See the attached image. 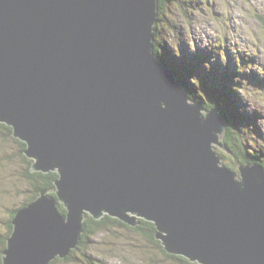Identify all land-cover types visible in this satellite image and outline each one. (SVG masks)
Masks as SVG:
<instances>
[{
    "label": "water",
    "instance_id": "1",
    "mask_svg": "<svg viewBox=\"0 0 264 264\" xmlns=\"http://www.w3.org/2000/svg\"><path fill=\"white\" fill-rule=\"evenodd\" d=\"M158 11L0 0V122L32 172L59 175L16 213L3 264L66 259L87 215L153 222L168 253L201 264H264V167L223 164L225 117L155 56Z\"/></svg>",
    "mask_w": 264,
    "mask_h": 264
},
{
    "label": "rangeland",
    "instance_id": "2",
    "mask_svg": "<svg viewBox=\"0 0 264 264\" xmlns=\"http://www.w3.org/2000/svg\"><path fill=\"white\" fill-rule=\"evenodd\" d=\"M166 11L159 41L167 54L178 59L184 56L183 66L190 61L195 64L199 56L203 60L200 69L240 71L236 80H242L243 107L259 116L256 133L244 136L264 154V0H173ZM218 151L228 156L227 164H233L226 151ZM27 169L17 142L0 132V238L7 234L10 213L21 209L34 193L25 177ZM142 235L112 227L90 239L88 254L96 264H179L146 246Z\"/></svg>",
    "mask_w": 264,
    "mask_h": 264
},
{
    "label": "trees",
    "instance_id": "3",
    "mask_svg": "<svg viewBox=\"0 0 264 264\" xmlns=\"http://www.w3.org/2000/svg\"><path fill=\"white\" fill-rule=\"evenodd\" d=\"M173 2V0H159L158 22L155 27V56L156 58L167 67L177 78V80L183 84L190 99L193 101L202 102L207 110L212 108H218L220 113L225 117L227 122V130L223 138V145L228 148L230 152H226L233 160V164L226 163L227 157L222 152H217L223 159V164L237 170L236 164H255L264 167V154L259 152L258 149L251 147V139L246 140L253 133H256L257 126L255 121L259 116L256 112H250L243 107V99L240 96L241 81H237V77L240 75V71H233V74L228 69L222 67L215 69L201 68L203 60L196 57V63L190 61L187 64L182 65L185 61L184 56L177 58L175 54L169 53L164 50V47L160 44L161 27L160 23L162 18L167 14V5ZM179 60V61H178ZM201 60V61H200ZM193 63L194 65H192ZM192 65V66H191ZM249 67V66H248ZM254 83V82H253ZM261 119V118H260ZM0 132L4 133L6 138H11L17 142L21 148L22 156L28 164L27 173L25 177L31 181L34 187V193L31 198L24 202L22 208L27 207L33 201L37 199L41 191L44 190H56L55 182L59 178L56 172L44 174L42 172H32L31 168L33 160H30L24 154L27 149V144L22 140L15 138L13 135V128L5 123L0 122ZM256 138V136H254ZM254 138V139H255ZM236 162V163H235ZM55 195V193H54ZM56 196V195H55ZM20 209H16L10 213L9 223L7 224V234L4 238H0V264H3V252L7 249V240L11 236L14 225L13 220L16 217V213ZM59 211L62 215H67V210L64 205L59 204ZM126 228L135 232L142 233L146 242V246H151L157 251L163 253L170 259L178 261L179 264H201L200 262H194L184 256L174 255L168 253L157 238L158 228L155 223L140 220V224L136 227L123 223L119 219L112 218L109 215H105L102 219L96 220L90 215H87L85 220V232L83 233L80 241V245L76 250L72 251L70 256L66 259L58 257L51 264H58L59 262H74L75 264H96L95 258L88 254L90 239L98 234L111 230V228ZM136 246V244H135ZM118 247V245H117Z\"/></svg>",
    "mask_w": 264,
    "mask_h": 264
},
{
    "label": "flooded vegetation",
    "instance_id": "4",
    "mask_svg": "<svg viewBox=\"0 0 264 264\" xmlns=\"http://www.w3.org/2000/svg\"><path fill=\"white\" fill-rule=\"evenodd\" d=\"M26 174V173H25ZM9 221V220H8ZM9 222H7V224H8ZM5 237V236H4ZM4 237H2V238H4Z\"/></svg>",
    "mask_w": 264,
    "mask_h": 264
},
{
    "label": "bare ground",
    "instance_id": "5",
    "mask_svg": "<svg viewBox=\"0 0 264 264\" xmlns=\"http://www.w3.org/2000/svg\"><path fill=\"white\" fill-rule=\"evenodd\" d=\"M242 165V164H241Z\"/></svg>",
    "mask_w": 264,
    "mask_h": 264
}]
</instances>
